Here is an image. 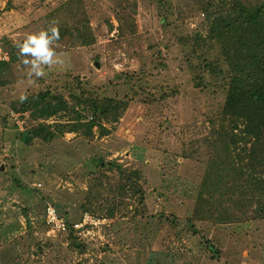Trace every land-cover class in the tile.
Returning a JSON list of instances; mask_svg holds the SVG:
<instances>
[{
	"label": "rangeland",
	"instance_id": "obj_1",
	"mask_svg": "<svg viewBox=\"0 0 264 264\" xmlns=\"http://www.w3.org/2000/svg\"><path fill=\"white\" fill-rule=\"evenodd\" d=\"M219 1L0 0V264H264L259 192L215 136L228 70L208 36ZM53 27L54 63L41 69L21 48ZM47 91L69 108L48 120L23 110ZM105 99L125 112L100 114ZM42 124L51 138L27 143ZM207 171L216 187H204ZM48 203L71 222L85 212L106 222L74 243L49 234Z\"/></svg>",
	"mask_w": 264,
	"mask_h": 264
},
{
	"label": "trees",
	"instance_id": "obj_2",
	"mask_svg": "<svg viewBox=\"0 0 264 264\" xmlns=\"http://www.w3.org/2000/svg\"><path fill=\"white\" fill-rule=\"evenodd\" d=\"M208 19V36L222 44L228 68L223 72L226 96L219 118L221 124L216 129L215 136L226 142V153L233 158L234 172L240 177L249 176L252 187L259 192L261 201L257 215L264 218V3L249 7L241 0H220L218 9L212 10ZM2 47L7 51L4 44ZM38 62L43 69L44 63L41 60ZM23 100V110L30 108L35 119L48 120L69 108V103L63 96L55 95L51 91ZM127 105L119 100L105 99L102 104L97 103L96 111L107 115L121 108L125 112ZM75 120L81 121L78 118ZM96 125L92 122L90 125L74 123L56 127L61 128L62 133L78 132L82 126L91 132ZM99 126L101 136H107L109 132ZM51 129V125L42 124L28 134L25 141L30 143L34 138L40 137L49 139L53 135ZM234 149L237 150L236 158L233 156ZM220 163L221 161L214 163L215 175L219 173ZM221 171L224 175L229 169L222 168ZM211 174V171H207L204 176L205 181H211L205 188L217 186V181L211 178ZM67 238L74 243L80 241V237L74 233L67 235Z\"/></svg>",
	"mask_w": 264,
	"mask_h": 264
},
{
	"label": "built area",
	"instance_id": "obj_3",
	"mask_svg": "<svg viewBox=\"0 0 264 264\" xmlns=\"http://www.w3.org/2000/svg\"><path fill=\"white\" fill-rule=\"evenodd\" d=\"M6 61H9V54L0 43V62ZM10 116L21 126L25 123V121L21 119V116L13 111L10 112ZM44 215L49 234L58 233L67 236L70 233H74L80 238L91 235L101 223L106 222V220L101 221L88 212H85L77 221H68L60 214L58 208L51 203L46 205Z\"/></svg>",
	"mask_w": 264,
	"mask_h": 264
},
{
	"label": "clouds",
	"instance_id": "obj_4",
	"mask_svg": "<svg viewBox=\"0 0 264 264\" xmlns=\"http://www.w3.org/2000/svg\"><path fill=\"white\" fill-rule=\"evenodd\" d=\"M51 31L53 32V37L49 39L45 38L46 33L44 31L40 32L39 38H37L35 34L28 35L27 42L21 48L23 53H32L33 56L39 58L48 67H51L54 63L52 61L53 52L47 46L49 40L53 38L57 41L59 40V29L57 27H53ZM29 45H34V47ZM15 46H17V44ZM58 63H61V61ZM36 75L37 77H42L45 75V72L39 71Z\"/></svg>",
	"mask_w": 264,
	"mask_h": 264
}]
</instances>
